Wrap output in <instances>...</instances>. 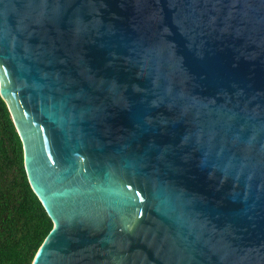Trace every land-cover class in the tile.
<instances>
[{
    "label": "water",
    "instance_id": "obj_1",
    "mask_svg": "<svg viewBox=\"0 0 264 264\" xmlns=\"http://www.w3.org/2000/svg\"><path fill=\"white\" fill-rule=\"evenodd\" d=\"M0 97L32 264H264V0H0Z\"/></svg>",
    "mask_w": 264,
    "mask_h": 264
},
{
    "label": "trees",
    "instance_id": "obj_2",
    "mask_svg": "<svg viewBox=\"0 0 264 264\" xmlns=\"http://www.w3.org/2000/svg\"><path fill=\"white\" fill-rule=\"evenodd\" d=\"M52 227L30 188L22 143L0 97V264H32Z\"/></svg>",
    "mask_w": 264,
    "mask_h": 264
}]
</instances>
